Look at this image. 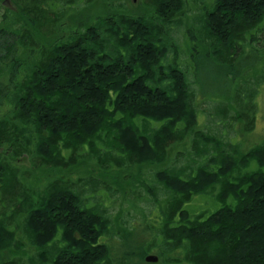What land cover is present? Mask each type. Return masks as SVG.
<instances>
[{
  "label": "trees",
  "instance_id": "trees-1",
  "mask_svg": "<svg viewBox=\"0 0 264 264\" xmlns=\"http://www.w3.org/2000/svg\"><path fill=\"white\" fill-rule=\"evenodd\" d=\"M122 1L0 0V264H264V144L194 102L207 62L243 85L211 122L254 127L264 0Z\"/></svg>",
  "mask_w": 264,
  "mask_h": 264
},
{
  "label": "rangeland",
  "instance_id": "rangeland-1",
  "mask_svg": "<svg viewBox=\"0 0 264 264\" xmlns=\"http://www.w3.org/2000/svg\"><path fill=\"white\" fill-rule=\"evenodd\" d=\"M125 4V8L127 11H133L138 13H146L148 10L147 8L142 5L141 0H123ZM174 39L181 43V38L179 35L173 36ZM176 41V42H177ZM181 64L185 62V57L181 56L180 59ZM261 67H256V75L261 76L260 71ZM225 71L221 69H217L215 66H212L205 63H200L197 66V70L195 71V78L197 81L198 91L202 96H196L194 98V102L197 105L198 110V128L202 130L203 133L212 134L216 136H223L222 138L226 140H230V142L238 141L237 143L240 145L242 150H248L250 147L254 145L264 144V84L260 85L257 89L256 97L253 104L256 106L255 109V120H254V127L248 131H242V124H236L235 131L228 130V133L224 132L221 127H216L215 123L211 122V107H214L222 104V99L225 98H232L236 97V94L239 92L240 88L243 87L242 84L239 83H229L224 79ZM191 81V80H190ZM194 87V86H193ZM195 89V87H194ZM243 90V89H241ZM209 98V99H208ZM207 99V100H206ZM210 100V101H209ZM219 107V106H218ZM214 109V108H213ZM241 129V131H239ZM242 133V134H241ZM157 167H145L143 169V176L147 177L150 181H152V176L155 171H157ZM254 163H251L247 171L254 170ZM148 198L146 196H142ZM150 198V197H149ZM148 198V199H149ZM194 200L198 202V205L195 208L197 213L201 212H211L214 211L218 205L213 201H209L205 203V198L203 196H197ZM113 210L117 209L118 203H115ZM139 207L147 213L148 209L151 207L150 204L147 202L139 203ZM187 207V206H186ZM115 208V209H114ZM189 208V205H188ZM130 216L127 217L128 221L139 222L141 220V214H136L130 212ZM133 217V218H132ZM138 227V226H137ZM140 232V230H137ZM30 255V253H29Z\"/></svg>",
  "mask_w": 264,
  "mask_h": 264
},
{
  "label": "water",
  "instance_id": "water-1",
  "mask_svg": "<svg viewBox=\"0 0 264 264\" xmlns=\"http://www.w3.org/2000/svg\"><path fill=\"white\" fill-rule=\"evenodd\" d=\"M158 261V258L154 255H148L144 258V262L146 263H156Z\"/></svg>",
  "mask_w": 264,
  "mask_h": 264
}]
</instances>
